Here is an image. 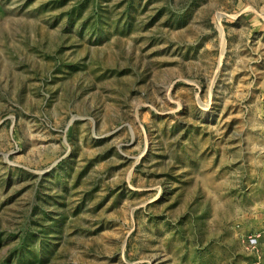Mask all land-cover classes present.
I'll return each instance as SVG.
<instances>
[{
	"label": "rangeland",
	"instance_id": "374dc122",
	"mask_svg": "<svg viewBox=\"0 0 264 264\" xmlns=\"http://www.w3.org/2000/svg\"><path fill=\"white\" fill-rule=\"evenodd\" d=\"M0 264H264V0H0Z\"/></svg>",
	"mask_w": 264,
	"mask_h": 264
}]
</instances>
